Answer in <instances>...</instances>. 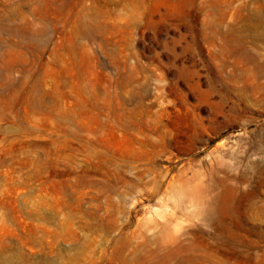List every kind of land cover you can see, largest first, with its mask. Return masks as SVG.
Instances as JSON below:
<instances>
[{
    "label": "rangeland",
    "instance_id": "1",
    "mask_svg": "<svg viewBox=\"0 0 264 264\" xmlns=\"http://www.w3.org/2000/svg\"><path fill=\"white\" fill-rule=\"evenodd\" d=\"M0 264H264V0H0Z\"/></svg>",
    "mask_w": 264,
    "mask_h": 264
},
{
    "label": "bare ground",
    "instance_id": "2",
    "mask_svg": "<svg viewBox=\"0 0 264 264\" xmlns=\"http://www.w3.org/2000/svg\"><path fill=\"white\" fill-rule=\"evenodd\" d=\"M212 210V209H211ZM210 213V212H209Z\"/></svg>",
    "mask_w": 264,
    "mask_h": 264
}]
</instances>
